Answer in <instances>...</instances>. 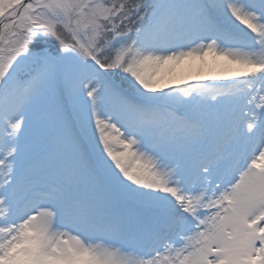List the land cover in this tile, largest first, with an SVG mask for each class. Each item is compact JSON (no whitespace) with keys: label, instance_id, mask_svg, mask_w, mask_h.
I'll use <instances>...</instances> for the list:
<instances>
[{"label":"snow or ice","instance_id":"1","mask_svg":"<svg viewBox=\"0 0 264 264\" xmlns=\"http://www.w3.org/2000/svg\"><path fill=\"white\" fill-rule=\"evenodd\" d=\"M0 264H264V0H0Z\"/></svg>","mask_w":264,"mask_h":264}]
</instances>
